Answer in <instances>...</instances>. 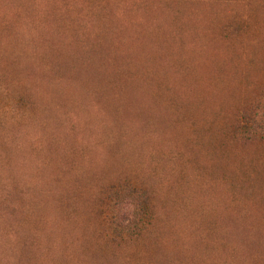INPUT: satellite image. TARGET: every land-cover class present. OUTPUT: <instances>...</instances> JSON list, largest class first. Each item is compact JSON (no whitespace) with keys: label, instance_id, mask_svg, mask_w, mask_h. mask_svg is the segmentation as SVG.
Listing matches in <instances>:
<instances>
[{"label":"trees","instance_id":"trees-1","mask_svg":"<svg viewBox=\"0 0 264 264\" xmlns=\"http://www.w3.org/2000/svg\"><path fill=\"white\" fill-rule=\"evenodd\" d=\"M73 1L68 0L69 5L60 10L56 2L47 0L46 9L42 11V14L38 13L40 31L38 38H40L41 44L38 45L40 46L39 51L41 49L48 54V57L41 59L44 64L40 67L41 73H44L45 76L47 73L50 74L53 81L49 82L58 84L52 98L47 96L46 88L41 91L37 90L36 80L40 76V71H34L32 64L25 65V67L20 65V61L26 59L28 51L18 47L16 41L8 42V38L16 36L17 30L14 25L11 24V26L6 27V24V32L2 26L5 22L0 17V24L2 23V27H0L5 31L0 29V32L2 31V35L0 34V47L2 46L0 48V166L2 163L10 164L7 152L10 149V144L20 138L18 133L21 124L24 122H28L33 127L39 126L40 130L42 128L41 135L43 137L42 142L39 143L41 148L36 146L35 150L30 149L31 152L39 155L41 149L44 150L43 153L55 165V175L51 178L52 181L47 188L38 185L39 181L33 177L31 168L27 169L29 171L26 176L28 182L26 194L36 193L33 199L39 197V200L35 203H29L26 212L20 210L23 217L18 213L9 212L10 224H2L4 232H0V240L3 242H0V264H264V0H126L128 4H125L126 6L119 12L118 8L113 12H108V9L115 5L113 4L115 0H104L103 3L89 0L91 3L83 8L74 7V5L71 7ZM213 5L214 7H212ZM180 8L183 9L180 11ZM66 9L70 10L67 11ZM75 10L77 11L75 12ZM151 11L152 13H150ZM28 12L31 14L34 10H28ZM159 14L161 15L159 16ZM195 14L197 15L194 16ZM69 17L71 18L69 19ZM150 22L151 24H149ZM152 23L156 25L154 26ZM180 24L184 26L182 27ZM173 25L174 28H172ZM186 25L188 26L186 27ZM134 27H138V30ZM182 28H186V30H182ZM165 30L166 32H164ZM159 31L163 34L161 32V35L158 34ZM12 32L14 33L12 34ZM91 32L93 33L90 34ZM4 33L7 35L4 36ZM79 33H86V35ZM83 36L85 37L83 38ZM140 38L141 40H139ZM4 42L6 43L4 44ZM188 42H191L192 46ZM143 44L147 45L146 48ZM184 45L187 48L186 46L184 48ZM202 46L206 49H203ZM104 47L107 49H103ZM150 47L152 48L150 49ZM53 48L56 50L54 51ZM140 48L142 49L139 50ZM208 50L210 52L215 51L216 55L214 52L209 53ZM194 51L195 53H193ZM89 52L91 53L89 54ZM85 53L87 54L85 55ZM133 53H136L137 56ZM200 53L206 55L201 56ZM4 54L7 56L4 57ZM91 54L93 55L91 56ZM116 54L117 56L122 55L117 57ZM193 54L194 56H192ZM208 54L211 58L215 56L216 59L212 58L213 61L210 62ZM57 56L59 57L56 58ZM123 56L125 57L123 58ZM101 57L102 60H100ZM131 57L134 59L132 60ZM97 58L98 63H96ZM187 58L189 62L192 61L189 63ZM237 58L238 60H236ZM10 59L14 60L13 63L9 62ZM204 59L207 61L204 62ZM222 60L225 63H222ZM90 62L92 64L94 62L93 66L90 65ZM96 64L98 65L96 66ZM185 65L186 67H184ZM17 66L22 68L19 69ZM90 66L92 67L91 70ZM213 66L216 71H214ZM78 68L80 70L77 74ZM122 68L123 71H121ZM161 68L166 72L165 74L161 72ZM83 69H86L85 72ZM157 69L159 74L156 73ZM184 69L188 70L187 74ZM61 70L63 73H59ZM114 71L115 73H113ZM194 71L197 72L194 73ZM108 72H110L109 76ZM151 72L153 74H150ZM233 72L235 73L233 74ZM64 73L65 75H60ZM125 73L127 78H123V76L126 77ZM170 73L172 74L171 77ZM209 73L211 76L207 75ZM30 74L32 75L30 76ZM148 74L153 76L149 77ZM138 75L141 77H137ZM160 75L163 78L166 75L164 78L166 80L163 79V81L162 77L157 78ZM25 76L30 77L32 84H29V80H27L25 83L27 85L22 86V88L21 84L15 85V83H21L20 78L24 80ZM73 76L76 78L73 79ZM117 76L120 81H118ZM172 76L176 77L173 78ZM64 77L67 81L64 80ZM5 78L10 81L5 82L3 80ZM60 78L62 80H57ZM138 78L140 82H137ZM170 78H173L171 79L173 84ZM105 79H108V82ZM125 79L128 80L125 82ZM141 79H145L143 80L145 82ZM205 79L206 81H204ZM89 80L90 83L93 81V85L89 83ZM197 80L198 82H196ZM59 81H65V83L63 82L65 86L63 83V86L60 85ZM113 81L114 88L111 85ZM159 81L164 84L163 87ZM148 82L152 83V86ZM119 83H126L127 85H119ZM145 83L150 85L149 89H147L149 85H145ZM133 86H136L137 90ZM168 86H170V90ZM172 86H177V88ZM201 86L202 88H200ZM120 87L125 89L124 94L122 93L123 89L121 94L119 93ZM125 87L129 88L126 90ZM152 87L153 89H151ZM216 88L218 89L216 90ZM29 89L34 93H30ZM69 89H72L71 92ZM104 90L114 92H103ZM166 91L168 92L166 93ZM97 92L98 96L96 95ZM115 92L117 93L114 94ZM191 92L192 94H190ZM105 93L106 96L108 94L107 98H105ZM75 94L77 96H74ZM130 94L131 96H129ZM138 94H140L139 97L142 96L139 98ZM100 95L102 102L99 101ZM123 96L125 97L124 101ZM154 96L157 97L154 98L156 102L153 100ZM160 96L161 99L163 97L162 101L158 99ZM168 96H170L169 99ZM98 97L100 98L97 99ZM119 99L123 102H119ZM110 100L113 103H110ZM116 101L117 104H115ZM29 102L31 104L33 102V106ZM62 103L61 109H67L68 112V109H72L70 105L75 106L73 110H77L74 113L79 112L80 116L85 117V119L76 117L74 120V118H69L66 124L54 120L48 114V109L51 108L52 110ZM150 103L151 105H149ZM120 104L124 105L122 109ZM176 105H179L178 109ZM83 106L87 108L88 113ZM216 107L219 110H215ZM94 108L98 111L93 110ZM128 108L130 110H127ZM211 108L213 109L208 111ZM99 109H101L100 112ZM103 109L105 110L103 111ZM133 110L135 111L131 112ZM136 110L141 112L140 115ZM125 111L128 114H124ZM121 112L124 115H121ZM45 113H47V118L42 117ZM95 114L97 115L95 116ZM149 114L151 115L149 116ZM102 115H104V119L101 117ZM115 116L117 117L115 118ZM126 116L128 117L126 118ZM61 117L57 119H62ZM162 119L163 121H161ZM159 120L160 122H158ZM20 122L22 123L20 124ZM134 125H137L136 129ZM186 128H190L189 131L188 129L185 131ZM71 131L75 133L80 131L84 136H73L72 138L71 135H68ZM110 136L112 137L109 138ZM80 139L82 141L78 143L77 141ZM157 139L158 141H156ZM145 143L147 144L145 145ZM160 143L161 145H159ZM65 149L66 151H63ZM225 157L228 161L224 159ZM13 178L8 176L2 180L15 182L14 185L12 183L6 185V192L14 186L10 190L13 193L12 196L7 194L9 201L16 194L21 196L20 191H22L20 179L18 181L16 177V181H13ZM30 186H34V188L31 189ZM40 190L41 192H39ZM50 198H52L53 207L50 206L49 202L43 204ZM30 205H34L31 211L28 209ZM36 207L37 210L34 209ZM12 208L16 209V207ZM36 211L37 213L34 214ZM50 218L52 224H48L51 223ZM30 227L33 229L31 230ZM8 241L10 242L8 243ZM52 246L54 247L52 248ZM8 251L10 254L7 255Z\"/></svg>","mask_w":264,"mask_h":264},{"label":"rangeland","instance_id":"rangeland-1","mask_svg":"<svg viewBox=\"0 0 264 264\" xmlns=\"http://www.w3.org/2000/svg\"><path fill=\"white\" fill-rule=\"evenodd\" d=\"M32 1L34 2V4H33ZM51 2H56L59 5V9L60 10H63L66 7V5L68 4V0H51ZM93 2L103 3L105 1L104 0H93ZM90 3L91 2L89 0H74L73 1V4H71V7H73V5H74V7H79V8L81 7V8H83L85 6H88ZM18 4H19V6H18ZM46 4H47V0H36V1H34V0H0V5H1V7H0V15L3 18V20H5V23L6 22L7 23L10 22V26H11V24L14 22L13 20L15 19V24L13 23L12 25H14L16 27L17 34H16V36H13V37L8 38L7 39L8 42H10V41H16L17 40L16 41V45L18 47H20L22 50H23L22 46L24 44L27 46V47H25V45L23 46L24 47V51H28V53H27V56L28 57H26L27 60L26 59L25 60H22L21 61L22 63L20 65L21 66H25L27 64H32L33 68L34 69L36 68L37 71H40V72H41L40 67L43 64V62L41 61V59L48 57V54L47 53L46 54H43L45 52L43 50H41V49L39 51L40 46H38V45L40 44V38L37 37V36H39L38 33L40 32L39 31V27H38L39 26L38 25V23H39L38 22V20H39L38 13H41L42 14V11L44 9H46ZM113 4H115V5H113L110 9H108V12H113L117 8H118V12H119V10H121L123 7H125L126 6L125 4H128V3H127L126 0H115V1H113ZM29 5H30V7H27ZM32 6H33V8H32ZM29 8L31 10H34V13H31L30 14L29 13L30 11L28 12V10H30ZM16 10L19 11V12H17ZM21 10H23V11H21ZM20 12H21V14H19ZM13 13H14V15L12 16ZM8 15H9V17H8ZM10 16H11V18H10ZM16 22H17V24H16ZM6 24H4V25H6ZM36 24H37V26H35ZM32 27H34V29ZM23 30H24V32H23ZM36 31H37V33H35ZM30 32H32V33H30ZM19 33H21V34H19ZM4 36H6V34ZM24 39H26V41ZM21 40H22V43H23V40L25 42H27V41L28 42L27 43L24 42L22 44L21 43ZM17 42H18V44H17ZM30 44H31V46H30ZM30 48L32 50H28ZM34 53H36V54H34ZM34 56H36V57H34ZM30 57H31V59H30ZM10 61H11V59H10ZM13 61L14 60L12 59L11 62H13ZM29 61H30V63H29ZM18 68L20 69L22 67H18ZM16 70H17V68H16ZM29 78L30 77H28V76H25V79L24 80L20 78V80H21V88H22V86L27 85V84H25L27 82V80H29V84H32V82L30 81ZM50 80L53 81V79H52V77H51L50 74L47 73V75L44 76V73L43 74L40 73V76L37 77V80H36V86H37V90L39 88L40 91L43 88H47V91L50 89L48 91V94L47 95H49L48 96L49 98H50V96L52 98V96L55 95L54 90L57 88L56 86H58V84L57 83H50L49 82ZM4 81L6 82V81H10V80L4 79ZM15 85H20V82L17 83V84L15 83ZM58 105H59V108H58V106H56L52 110L51 109H48V114L54 120L56 119L58 122H60V121H62L65 118L62 122H64L66 124L69 121V118H74V120H75L76 117L79 118V119H81V118L82 119H85V117L80 116V113L79 112H76L75 114H72V112L74 110H77V109H74L73 110V107L71 105L70 106L72 108L71 109L72 111L70 109H68V112H67V109H64L63 110V109L60 108V105L61 104H58ZM55 111H57V112H55ZM60 116H62L63 118L62 119H57ZM42 117L47 118V113H45ZM41 131L42 130H40L38 127H33V126L29 125L28 122H24L23 124H21V128H20V131L18 133L19 136H20V138L16 139L13 143H11L13 146H11V144H10L11 147H10L9 151L7 152L8 155H9V158H10L9 159L10 164H6L5 165L4 163H2L1 166H0V232H4L3 225L10 224V222H9L10 217L8 216V214H9L10 211H12L13 213H18V214H20V210H21V212H22V210H24V212H26L27 211V206L29 205V203H34V202H36V201L39 200L38 197L35 198V199H33L36 196V193H31V194H28L27 193L26 194L27 178H26V175L25 174H27V172L29 171L27 169L32 168V169H30V171L32 172L33 177L34 178L36 177L38 179V181H39V185L44 186V187H47L48 186V184L52 181L51 178L54 177V175H55L54 174V167H55V165L53 163H51V160L49 159V157H47L46 155H44L42 149H41V153L39 155H34L32 152H30L31 151L30 149H35L36 146L37 147H40L39 146V143L41 142V139L43 137V135H41ZM68 135H71L72 138H73V136H80V135H83V133L80 132V131H77L76 133H74V132L71 131V133H69ZM81 141H82V139H80L77 142L80 143ZM22 145H23V147H22ZM21 151H22V153H21ZM37 157H40L41 159L40 158H37ZM39 161H40V163H39ZM30 165H32V166H30ZM44 174H46V175H44ZM20 175H22L21 178L19 177ZM8 176H9V178L14 177L13 178V181H16V179H15V176H16L18 181L20 179V181H19L20 182V185L22 184V191H20L21 192V196H17V194H16L14 197H11L10 201L7 198V194H10L12 196L13 193H11L10 190L13 189L14 186L8 192H6V188H7V186H8L9 183H12L14 185L15 182L2 181V180H4V178H6ZM36 183L38 184V182H36ZM41 186H40V188H41ZM30 187H31V189L34 188V186H30ZM44 202H45V203H43L44 205L49 202V204H50L51 207L54 206L53 203H52V198L47 199V201H44ZM12 207H16L17 209H13ZM32 207H34V205H30L28 207V209L31 211L32 210ZM35 210H37V207L35 208ZM6 213H7V215H5ZM20 215L22 216V213ZM50 220H51V218H50ZM52 223L53 222L51 220V223H48V224H52ZM9 242L10 241H8V243Z\"/></svg>","mask_w":264,"mask_h":264},{"label":"bare ground","instance_id":"bare-ground-1","mask_svg":"<svg viewBox=\"0 0 264 264\" xmlns=\"http://www.w3.org/2000/svg\"><path fill=\"white\" fill-rule=\"evenodd\" d=\"M34 1H36V0H34ZM171 1H172V0H171ZM217 1H218V0H217ZM14 2H15V1H14ZM27 2H28V1H27ZM32 2H33V1H32ZM40 2H41V1H40ZM199 2H200V1H199ZM5 3H6V2H5ZM12 3H13V2H12ZM15 3H16V2H15ZM15 3H14V4H15ZM41 3H42V2H41ZM64 3H65V2H64ZM23 4H24V3H23ZM25 4H26V3H25ZM33 4H34V2H33ZM72 4H73V3H72ZM211 4H212V3H211ZM211 4H210V5H211ZM1 5H2V4H1ZM6 5H7V4H6ZM27 5H28V4H27ZM56 5H57V4H56ZM68 5H69V4H67V6H68ZM176 5H177V3L175 4V6H176ZM197 5H198V3H197ZM197 5H196V6H197ZM18 6H19V4H18ZM34 6H35V5H34ZM53 6H54V4H53ZM58 6H59V5H58ZM175 6H174V7H175ZM180 6H181V5H180ZM25 7H26V6H25ZM27 7H30V5L27 6ZM44 7H45V6H44ZM69 7H70V6H69ZM169 7H170V6H169ZM212 7H214V5H213ZM23 8H24V7H23ZM32 8H33V6H32ZM65 8H66V7H65ZM204 8H205V7H204ZM29 9H30V8H29ZM54 9H55V8H54ZM171 9H173V8H171ZM182 9H183V8H182ZM182 9L180 8L179 10L181 11ZM192 9H193V8H192ZM13 10H14V9H13ZM30 10H31V9H30ZM48 10H49V9H48ZM66 10H67V9H66ZM69 10H70V9H69ZM69 10H67V11H69ZM169 10H170V9H169ZM200 10H201V9H200ZM16 11H17V10H16ZM21 11H23V10H21ZM76 11H77V10H75V12H76ZM146 11H148V10H146ZM209 11H210V10H209ZM17 12H19V11H17ZM17 12H16V13H17ZM158 12H160V11H158ZM175 12H176V11H175ZM191 12H192V11H191ZM214 12H215V11H214ZM33 13H34V12H33ZM36 13H37V12H36ZM64 13H65V12H64ZM81 13H82V12H81ZM81 13H80V14H81ZM150 13H152V11H151ZM150 13H148V14H150ZM153 13H154V12H153ZM166 13H167V12H166ZM219 13H220V12H219ZM7 14H8V13H7ZM19 14H21V12H20ZM172 14L174 15V13H172ZM180 14H181V13H180ZM188 14H189V13H188ZM217 14H218V13H217ZM13 15H14V13L12 14V16H13ZM32 15H33V14H32ZM143 15H144V14H143ZM160 15H161V14H159V16H160ZM165 15H166V14H165ZM192 15H193V14H192ZM192 15H191V16H192ZM196 15H197V14H195L194 16H196ZM199 15H200V13H199ZM205 15H206V14H205ZM208 15H209V14H208ZM20 16H21V15H20ZM66 16H67V15H66ZM75 16H76V13H75ZM75 16H74V17H75ZM77 16H78V14H77ZM82 16H83V14H82ZM141 16H142V15H141ZM145 16H146V15H145ZM171 16H172V15H171ZM175 16H176V15H175ZM179 16H180V15H179ZM185 16H186V15H185ZM185 16H184V17H185ZM217 16H218V15H217ZM0 17H1V15H0ZM8 17H9V15H8ZM8 17H7V18H8ZM22 17H23V16H22ZM24 17H25V16H24ZM59 17H60V16H59ZM142 17H143V16H142ZM162 17H163V16H162ZM176 17H177V16H176ZM187 17H189V16H187ZM187 17H186V18H187ZM197 17H198V16H197ZM10 18H11V16H10ZM17 18H18V17H17ZM62 18H63V17H62ZM70 18H71V17H69V19H70ZM84 18H85V17H84ZM146 18H147V17H146ZM149 18H150V17H149ZM149 18H148V19H149ZM156 18H157V16H156ZM156 18H155V20L157 21ZM182 18H183V17H182ZM37 19H38V18H37ZM45 19H46V17L44 18V20H45ZM48 19H49V18H48ZM56 19H57V18H56ZM167 19H169V18H167ZM178 19H179V18H178ZM191 19H192V18H191ZM191 19H190V20H191ZM197 19H198V18H197ZM7 20H8V19H7ZM16 20H17V19H16ZM58 20H59V18H58ZM58 20H57V21H58ZM144 20H145V19H144ZM184 20H186V19H184ZM188 20H189V18H188ZM13 21H14V22H13ZM13 21H12V22L15 24V19H14ZM20 21H21V20H20ZM22 21H23V20H22ZM41 21H43V20H41ZM85 21H86V20H85ZM85 21H84V22H85ZM156 21H155V22H156ZM174 21H176V20H174ZM191 21H192V20H191ZM2 22H3V21H2ZM4 22H5V20H4ZM25 22H26V21H25ZM27 22H28V21H27ZM38 22H39V20H38ZM67 22H69V21H67ZM67 22H66V23H67ZM133 22H134V21H133ZM138 22H140V21H138ZM145 22H146V20H145ZM145 22L143 21V24H144ZM152 22H153V21H152ZM167 22H168V20H167ZM214 22H215V21H214ZM6 23H7V22H6ZM6 23H5V24H6ZM13 23H12V24H13ZM35 23H36V22H35ZM78 23H79V22H78ZM100 23H101V22H100ZM100 23H99V24H100ZM157 23H158V22H157ZM161 23H162V22H161ZM169 23H170V25H172L171 22H169ZM172 23H173V22H172ZM174 23H175V22H174ZM180 23H182V22H180ZM7 24L10 25L9 22H8ZM16 24H17V23H16ZM70 24H71V23H70ZM73 24H74V23H73ZM95 24H96V22H95ZM141 24H142V22H141ZM149 24H151V22H150ZM149 24H148V25H149ZM152 24H154V23H152ZM164 24H166V23H164ZM176 24H177V23H176ZM187 24H188V23H187ZM189 24H190V23H189ZM208 24H209V23H208ZM1 25H2V23L0 24V26H1ZM8 25H6V27H7ZM79 25L81 26V23H80ZM87 25H88V24H87ZM129 25H130V24H129ZM155 25H156V24H154V26H155ZM160 25H161V24H160ZM160 25H159V26H160ZM166 25H167V24H166ZM180 25L182 26V24H180ZM194 25H195V23H194ZM201 25H202V24H201ZM2 26H4L3 28H4V30L6 31L7 29H5V25H2ZM2 26H1V27H2ZM35 26H37V24H36ZM82 26H83V24H82ZM91 26H92V23H91ZM138 26H139V24H138ZM143 26H144V25H143ZM143 26H142V27H143ZM149 26H150V25H149ZM162 26H164V25H162ZM168 26H169V24H168ZM168 26H167V27H168ZM183 26H184V25H183ZM183 26H182V27H183ZM187 26H188V25H186V27H187ZM1 27H0V29H2ZM38 27H39V26H38ZM40 27H41V26H40ZM60 27H61V26H60ZM60 27H59V28H60ZM139 27H140V26H139ZM147 27H148V26H147ZM195 27H196V26H195ZM204 27H205V26H204ZM206 27H207V26H206ZM14 28H15V27H14ZM24 28H25V27H24ZM28 28H29V27H28ZM32 28L34 29V27H32ZM55 28H57V27H55ZM69 28H70V27H69ZM84 28H85V27H84ZM90 28H91V27H90ZM135 28H136V27H134V29H135ZM137 28H138V27H137ZM137 28H136V29H137ZM140 28H141V27H140ZM140 28H139V30H140ZM161 28H162V27H161ZM168 28H169V27H168ZM172 28H174V25H173ZM179 28H180V27H179ZM188 28H189V27H188ZM8 29H9V27H8ZM46 29H47V28H46ZM72 29H73V27H72ZM95 29H96V28H95ZM126 29H127V28H126ZM149 29H150V28H149ZM157 29H159V28H157ZM162 29H163V28H162ZM165 29H166V28H165ZM184 29L186 30V28H184ZM184 29L182 28V30H184ZM192 29H193V28H192ZM203 29H204V28H203ZM203 29H202V30H203ZM2 30H3V29H2ZM4 30H3V32H5ZM42 30H43V29H42ZM129 30H130V28H129ZM137 30H138V29H137ZM153 30H154V29H153ZM160 30H161V29H160ZM168 30H169V29H168ZM190 30H191V29H190ZM8 31H9V30H8ZM11 31H13V30H11ZM75 31H77L76 28H75ZM82 31L84 32V30H82ZM82 31H81V32H82ZM90 31H91V30H90ZM90 31H89V32H90ZM116 31H117V30H116ZM145 31H146V30H145ZM157 31H158V30H157ZM204 31H206V30H204ZM204 31H203V32H204ZM1 32H2V31H1ZM1 32H0V34H1ZM6 32H7V31H6ZM23 32H24V30H23ZM57 32H59V31L57 30ZM57 32H56V34H57ZM85 32H86V31H85ZM89 32H88V33H89ZM160 32H161V31H159L158 34H160ZM164 32H166V30H165ZM168 32H170V31H168ZM168 32H167V34H169ZM189 32H190V31H189ZM13 33H14V32H12V34H13ZM25 33H26V32H25ZM28 33H29V32H28ZM30 33H32V32H30ZM35 33H37V31H36ZM69 33H70V32H69ZM92 33H93V32H91L90 34H92ZM161 33H162V32H161ZM171 33H172V32H171ZM177 33H178V32H177ZM207 33H208V32H207ZM207 33H206V34H207ZM210 33H211V32H210ZM210 33H209V35H210ZM212 33H213V31H212ZM263 33H264V32H263ZM5 34H6V33H4V35H5ZM19 34H21V33H19ZM79 34H81V33H79ZM79 34H78V36H79ZM82 34H83V35H86V33H85V34L82 33ZM82 34H81V35H82ZM94 34H95V33H94ZM131 34H133V33H131ZM148 34H149V32H148ZM148 34H147V35H148ZM153 34H154V33H153ZM162 34H163V33H162ZM167 34H166V35H167ZM172 34H174V33H172ZM187 34H188V30H187ZM204 34H205V33H204ZM204 34H203V35H204ZM206 34H205V35H206ZM1 35H2V34H1ZM6 35H7V34H6ZM49 35H50V34H49ZM62 35H63V34H62ZM73 35H75V34H73ZM113 35H114V34H113ZM151 35H152V34H151ZM160 35H161V34H160ZM31 36H32V35H31ZM69 36H70V35H69ZM78 36H77V38H78ZM128 36H129V34H128ZM128 36H127V37H128ZM130 36H131V35H130ZM136 36H137V35H136ZM143 36H144V35H143ZM145 36H146V35H145ZM163 36H164V35H163ZM163 36H162V38H163ZM172 36H173V35H172ZM184 36H185V33H184ZM200 36H201V35H200ZM26 37H27V36H26ZM26 37H25V38H26ZM37 37H40V36H37ZM59 37H60V36H59ZM64 37H65V36H64ZM67 37H68V36H67ZM67 37H66V38H67ZM84 37H85V36H83V38H84ZM89 37H90V36H89ZM153 37H154V36H153ZM167 37H168V36H167ZM170 37H171V36H170ZM187 37H188V36H187ZM187 37H186V39L188 40ZM190 37H191V36H190ZM19 38H20V37H19ZM74 38H75V37H74ZM100 38H101V37H100ZM178 38H179V37H178ZM180 38H181V37H180ZM209 38H210V37H209ZM212 38H213V37H212ZM258 38H259V37H258ZM258 38H257V39H258ZM260 38H261V37H260ZM5 39H6V38H5ZM28 39H29V38H28ZM46 39H47V38H46ZM88 39H89V38H88ZM103 39H104V37H103ZM123 39H124V38H123ZM126 39H127V38H126ZM174 39H175V38H174ZM182 39H183V38H182ZM182 39H181V40H182ZM206 39H207V38H206ZM206 39H205V40H206ZM248 39H249V38H248ZM12 40H13V39H12ZM24 40L26 41V39H24ZM24 40H23V43L25 42ZM43 40H44V39H43ZM43 40H42V41H43ZM57 40H58V39H57ZM62 40H63V38H62ZM62 40H61V41H62ZM73 40H74V39H73ZM99 40H100V39H99ZM139 40H141V38H140ZM142 40H143V39H142ZM165 40H167V39L165 38ZM172 40H173V39H172ZM181 40H180V41H181ZM183 40H185V39H183ZM16 41H17V40H16ZM64 41H65V40H64ZM71 41H72V40H71ZM71 41H70V42H71ZM127 41H128V40H127ZM134 41H135V40H134ZM169 41H170V40H169ZM180 41H179V42H180ZM209 41H210V40H209ZM249 41H250V39H249ZM27 42H28V41H27ZM27 42H25V43H27ZM29 42H30V41H29ZM73 42H74V41H73ZM76 42H77V41H76ZM83 42H84V41L82 40V43H83ZM131 42H132V41H131ZM131 42H130V43H131ZM141 42H142V41H141ZM165 42H166V41H165ZM175 42H176V41H175ZM206 42H207V41H206ZM262 42H263V41H262ZM5 43H6V42H4V44H5ZM21 43H22V40H21ZM23 43H22V44H23ZM46 43H47V41H46ZM58 43H59V42H58ZM86 43H87V42H86ZM86 43H85V45H86ZM98 43H99V42H98ZM144 43H146V42H144ZM170 43H171V41H170ZM185 43L187 44V42H185ZM188 43H189L190 46H192V45H191V42H188ZM204 43H205V42H204ZM212 43H214V42L212 41ZM215 43H216V41H215ZM249 43H250V42H249ZM249 43H247V44H249ZM17 44H18V42H17ZM22 44H21V45H22ZM56 44H57V43H56ZM56 44H54V45H56ZM65 44H66V43H65ZM68 44H69V43H68ZM77 44H78V43H77ZM87 44H88V43H87ZM90 44H91V43H90ZM104 44H105V43H104ZM104 44H103V45H104ZM106 44H108V43H106ZM113 44H114V42H113ZM124 44L126 45V43H124ZM146 44H147V43H146ZM167 44H168V43H167ZM178 44H179V43H178ZM200 44H201V43H200ZM208 44H209V43H208ZM208 44H207V45H208ZM251 44H252V43H251ZM255 44H256V42H255ZM24 45H25V44H24ZM24 45H23V46H24ZM39 45H40V44H39ZM50 45H51V44H50ZM50 45H49V46H50ZM58 45H59V44H58ZM118 45H119V43H118ZM187 45H188V44H187ZM202 45H203V43H202ZM207 45H206V46H207ZM212 45H214V44H212ZM216 45H218V44H216ZM220 45H222V44H220ZM226 45H227V44H226ZM3 46H4V45H3ZM5 46H6V45H5ZM23 46H22V48H23V50H24V47H23ZM30 46H31V44H30ZM46 46H47V45H46ZM88 46H90V45H88ZM96 46H97V44H96ZM112 46H113V45H112ZM129 46H130V45H129ZM143 46H145V45L143 44ZM146 46H147V45H146ZM146 46H145V48H146ZM166 46H167V45H166ZM168 46H169V44H168ZM181 46H182V45H181ZM181 46H180V47H181ZM185 46H186V45H184V48H185ZM208 46H209V45H208ZM1 47H2V46H1ZM1 47H0V48H1ZM25 47H27V46L25 45ZM41 47H42V46H41ZM52 47H54V46H52ZM60 47H61V45H60ZM86 47H87V45H86ZM86 47H85V48H86ZM121 47H122V46H121ZM127 47H128V46H127ZM171 47H172V46H171ZM171 47H170V48H171ZM175 47H176V45H175ZM182 47H183V46H182ZM198 47H199V46H198ZM202 47H203V49L205 48L204 46H202ZM31 48H32V47H31ZM31 48L28 49V50H32ZM37 48H38V47H37ZM37 48H36V49H37ZM56 48H57V47H56ZM56 48H53V50L55 51ZM72 48H73V47H72ZM83 48H84V46H83ZM96 48H99V47H96ZM111 48H112V47H111ZM111 48H110V49H111ZM135 48H136V47H135ZM135 48H134V49H135ZM138 48H139V47H138ZM148 48H149V47H148ZM148 48H147V49H148ZM151 48H152V47H150V49H151ZM186 48H187V46H186ZM189 48H190V50H191V47H189ZM195 48H196V47H195ZM208 48H209V47H208ZM211 48H212V47H211ZM242 48H243V47H242ZM257 48H258V47H257ZM259 48H260V46H259ZM15 49H16V48H15ZM59 49H60V48H59ZM59 49H58V50H59ZM64 49H66V48H64ZM87 49H88V48H87ZM103 49H107V48L104 47ZM134 49H133V50H134ZM141 49H142V48H140L139 50H141ZM143 49H144V48H143ZM150 49H149V50H150ZM205 49H206V48H205ZM209 49H210V48H209ZM213 49H214V48H213ZM232 49H233V48H232ZM232 49H231V50H232ZM3 50H4V49H3ZM48 50H49V49H48ZM79 50H81V49H79ZM93 50H95V48H93ZM131 50H132V47H131ZM136 50H137V49H136ZM136 50H135V51H136ZM139 50H138V51H139ZM149 50H148V51H149ZM169 50L171 51V49H169ZM174 50H175V48H174ZM174 50H173V51H174ZM177 50H178V49H177ZM184 50H185V49H184ZM190 50H189V53H190ZM192 50H193V48H192ZM196 50H197V49H195V51H196ZM201 50H202V49H201ZM219 50H220V49H219ZM11 51H12V50H11ZM11 51H10V52H11ZM13 51H14V48H13ZM85 51H86V50H85ZM88 51H89V49H88ZM97 51H98V49H97ZM119 51H120V50H119ZM126 51H127V50H126ZM126 51H125V52H126ZM181 51L184 53V51H183L182 49H181ZM195 51H194L193 53H195ZM208 51H209V53L214 52V55H216V54H215V51H213V50H212L211 52H210V50H208ZM228 51H229V49H228ZM252 51H253V50H252ZM20 52L23 53L22 51H20ZM30 52H31V51H30ZM48 52H49V51H48ZM52 52H53V51H52ZM59 52H60V51H59ZM63 52H64V51H63ZM76 52H77V51H76ZM98 52H99V51H98ZM100 52H102V51H100ZM115 52H117V51L115 50ZM129 52H130V51H128V53H129ZM139 52H140V51H139ZM162 52H163V51H162ZM179 52H180V50L178 51V53H179ZM196 52H197V51H196ZM203 52H204V50H203ZM206 52H207V50H206ZM221 52H222V51H221ZM14 53H15V52H14ZM14 53H13V54H14ZM16 53H17V52H16ZM50 53H51V52H50ZM74 53H75V52H74ZM82 53H83V52H82ZM90 53H91V52H89V54H90ZM93 53H94V52H93ZM136 53H137V52H136ZM136 53H133V54L136 55ZM141 53H142V52H141ZM185 53H187V52L185 51ZM224 53H225V52H224ZM1 54H3V52H1ZM31 54H32V53H31ZM34 54H36V53H34ZM43 54H46V53H43ZM65 54H66V53H65ZM86 54H87V53H85V55H86ZM113 54H114V53H113ZM125 54H126V53H125ZM167 54H168V52H167ZM180 54H181V53H180ZM200 54H201V53H200ZM204 54H205V53L201 54V56L204 55ZM263 54H264V53H263ZM4 55H5V54H4ZM11 55H12V54H11ZM51 55H52V54H51ZM68 55H69V54H68ZM74 55H75V54H74ZM78 55H79V54H78ZM81 55H82V54H81ZM92 55H93V54H91V56H92ZM107 55H108V54H107ZM114 55H115V54H114ZM114 55H113V56H114ZM121 55H122V54H121ZM121 55H120V56H121ZM130 55H131V52H130ZM130 55H128V56L130 57ZM135 55H134V56H135ZM138 55H139V54H138ZM185 55H186V54H185ZM205 55H206V54H205ZM205 55H204V56H205ZM208 55H209V54H208ZM212 55H213V53H212ZM219 55H220V54H219ZM255 55H256V54H255ZM6 56H7V54H6L4 57H6ZM8 56H9V55H8ZM15 56H16V54H15ZM53 56H54V53H53ZM91 56H90V57H91ZM96 56H97V55H96ZM99 56H100V55H99ZM110 56H111V54H110ZM113 56H112V57H113ZM116 56H117V54H116ZM116 56H115V57H116ZM118 56H119V55H118ZM118 56H117V57H118ZM120 56H119V57H120ZM131 56H132V55H131ZM136 56H137V55H136ZM136 56H135V57H136ZM166 56H167V55H166ZM177 56H178V55H177ZM180 56H181V55H180ZM187 56H189V55L187 54ZM192 56H194V54H193ZM196 56H198V55H196ZM249 56H250V55H249ZM4 57H3V58H4ZM11 57H12V56H11ZM27 57H28V56H27ZM31 57H32V56H31ZM31 57H30V59H31ZM34 57H36V56H34ZM44 57H45V56H44ZM58 57H59V56H57L56 58H58ZM61 57H62V55H61ZM63 57H64V56H63ZM75 57H76V55H75ZM75 57H74V59H75ZM93 57H94V56H93ZM103 57H105V55H103ZM115 57H114V58H115ZM124 57H125V56H123V58H124ZM126 57H127V56H126ZM132 57H133V56H132ZM132 57H131V58H132ZM157 57H158V56H157ZM171 57H172V55H171ZM183 57H184V55H183ZM199 57H200V56H199ZM214 57H215V56H213L212 58H214ZM217 57H218V56H217ZM230 57H232V56H230ZM239 57H240V55H239ZM13 58H15V57H13ZM41 58H42V57H41ZM76 58H77V57H76ZM86 58H87V57H86ZM106 58H107V57H106ZM161 58H162V57H161ZM202 58H204V57H202ZM212 58H211L210 55H209L210 62H211ZM8 59H9V57H8ZM22 59H23V57H22ZM30 59H29V60H30ZM37 59H38V58H37ZM43 59H44V58H43ZM74 59H73V60H74ZM80 59H81V58H80ZM91 59H92V58H91ZM118 59H119V58H118ZM120 59H121V58H120ZM133 59H134V58H132V60H133ZM156 59H157V58H156ZM192 59H193V58H192ZM194 59H195V57H194ZM194 59H193V60H194ZM199 59H200V58H199ZM209 59H208V61H209ZM214 59H216V58H214ZM226 59H227V58H226ZM241 59H243V58H241ZM26 60H27V59H26ZM67 60H68V59H67ZM85 60H86V59H85ZM96 60H97L96 63H98V58H97ZM100 60H102V57H101ZM108 60L110 61V59H108ZM126 60H127V59H126ZM135 60H136V59H135ZM184 60H185V59H184ZM197 60H198V59H197ZM205 60H206V59H204V62H205ZM236 60H238V58H237ZM246 60H247V59H246ZM7 61H8V60H7ZM11 61H12V59H11ZM11 61L9 60V62H11ZM54 61H56V60H54ZM54 61H53V62H54ZM70 61H71V60H70ZM82 61H83V60H82ZM104 61H105V60H104ZM114 61H116V60H114ZM145 61H146V60H145ZM145 61H143V62H145ZM185 61H186V60H185ZM187 61H188V58H187ZM191 61H192V60H191ZM191 61H190V62H191ZM201 61H203V60H201ZM206 61H207V60H206ZM212 61H213V60H212ZM216 61H217V60H216ZM261 61H262V60H261ZM4 62H5V61H4ZM20 62H21V61H20ZM58 62H59V61H58ZM68 62H69V61H68ZM85 62H88V61H85ZM85 62H84V63H85ZM91 62H92V61H91ZM91 62H90V63H91ZM94 62H95V59H94ZM94 62H93V64H94ZM188 62H189V61H188ZM190 62H189V63H190ZM196 62H197V61H196ZM196 62H195V64H196ZM223 62H224V60H222V63H223ZM241 62H242V61H241ZM258 62H259V61H258ZM7 63H8V62H7ZM12 63H13V62H12ZM21 63H22V62H21ZM29 63H30V61H29ZM49 63H50V62H49ZM54 63H55V62H54ZM71 63H72V62H71ZM73 63H74V62H73ZM77 63H78V62H77ZM99 63H100V62H99ZM109 63H110V62H109ZM121 63H122V62H121ZM124 63H125V62H124ZM141 63H142V61H141ZM145 63H146V62H145ZM224 63H225V62H224ZM234 63H235V62H234ZM263 63H264V62H263ZM8 64H9V63H8ZM51 64H53V63H51ZM93 64L91 63L90 65L93 66ZM106 64H108V63H106ZM106 64H105V65H106ZM146 64H147V63H146ZM183 64H184V63H183ZM185 64H186V63H185ZM192 64L194 65V63H192ZM207 64H208V63H207ZM209 64H211V63H209ZM212 64H213V63H212ZM217 64H218V63H217ZM236 64H237V63H236ZM248 64H249V63H248ZM12 65H13V64H12ZM27 65H28V64H27ZM48 65H49V64H48ZM61 65H62V64H61ZM65 65H66V64H65ZM88 65H89V64H88ZM97 65H98V64H96V66H97ZM102 65H103V63L101 64V67H102ZM112 65H114V64H112ZM122 65H123V64H122ZM130 65H131V64H130ZM144 65H145V64H144ZM148 65H149V64H148ZM200 65H203V64L200 63ZM204 65H206V63H204ZM213 65H214V64H213ZM215 65H216V64H215ZM227 65H228V64H227ZM230 65H231V64H230ZM262 65H263V64H262ZM43 66H44V64H43ZM45 66H46V65H45ZM53 66H54V64H53ZM55 66H56V64H55ZM63 66H64V64H63ZM77 66H78V65H77ZM82 66H84V65H82ZM91 66L89 67L90 70H91V68H92ZM99 66H100V65H99ZM115 66H116V65H115ZM118 66H119V65H118ZM120 66H121V65H120ZM224 66H226V65H224ZM13 67H14V65H13ZM17 67H18V66H17ZM23 67H25V66H23ZM58 67H59V66H58ZM68 67H69V66H68ZM101 67H100V68H101ZM104 67L107 68L106 66H104ZM104 67H103V68H104ZM108 67H109V66H108ZM123 67H124V66H123ZM139 67H140V66H139ZM184 67H186V65H185ZM189 67H190V65H189ZM192 67H193V66H192ZM194 67H196V66H194ZM208 67H210V66L208 65ZM233 67H234V66H233ZM6 68H7V67H6ZM27 68H28V67H27ZM29 68H30V67H29ZM51 68H52V65H51ZM96 68H97V67H96ZM103 68H102V69H103ZM113 68H114V67H113ZM202 68H203V67H202ZM213 68H214V71H216L214 66H213ZM0 69H1V68H0ZM35 69H36V68H35ZM35 69H34V71H35ZM54 69L56 70L57 68L55 67ZM58 69H59V68H58ZM60 69H61V68H60ZM60 69H59V70H60ZM72 69H73V67H72ZM117 69H118V68H117ZM133 69H134V68H133ZM141 69H142V68H141ZM188 69H189V68H188ZM191 69H192V68H191ZM218 69H219V68H218ZM233 69H234V68H233ZM238 69H239V68H238ZM15 70H16V69H15ZM62 70H63V69H62ZM62 70H61V72L59 71V73H63ZM68 70H70V69H68ZM73 70H74V69H73ZM77 70H78V71H76V73L78 74L80 68H78ZM83 70H84V72H85L86 69H83ZM95 70H96V69H95ZM106 70H107V69H106ZM109 70H110V69H109ZM112 70H113V69H112ZM112 70H111V71H112ZM115 70H116V69H115ZM129 70H130V69H129ZM184 70H185V69H184ZM184 70H183V71H184ZM235 70H236V69H235ZM251 70H252V69H251ZM21 71H22V69H21ZM36 71H37V69H36ZM66 71H67V68H66ZM66 71H64V72H66ZM111 71H110V72H111ZM121 71H123V68H122ZM121 71H119V72H121ZM144 71H145V70H144ZM144 71H142V72L145 73ZM185 71H186V70H185ZM185 71H184V72H185ZM214 71H213V72H214ZM262 71H263V70H262ZM262 71H261V72H262ZM32 72H33V71H32ZM68 72H69V71H68ZM74 72H75V71H74ZM87 72H88V70H87ZM96 72H98V71L96 70ZM101 72H102V71H101ZM101 72H100V73H101ZM110 72H108V76H109V73H110ZM134 72H135V71H134ZM161 72H164V74L166 73L164 70H162V68H161ZM187 72H188V70H187L185 73L187 74ZM195 72H197V71H194V73H195ZM199 72H200V71H199ZM219 72H220V71H219ZM219 72H218V73H219ZM237 72H238V71H237ZM240 72H242V71H240ZM246 72H247V71H246ZM23 73H24V71H23ZM40 73H41V72H40ZM56 73H57V72H56ZM59 73H58V74H59ZM100 73H99V75H100ZM105 73H106V72H105ZM113 73H115V71H114ZM123 73H124V72H123ZM123 73H122V74H123ZM126 73L130 74L129 72H126ZM126 73H125V75H126ZM131 73H132V72H131ZM154 73H155V72H154ZM156 73H158V69H157ZM159 73H160V72H159ZM159 73H158V74H159ZM185 73H184V74H185ZM190 73H193V72L190 71ZM211 73H212V71H211ZM234 73H235V72H233V74H234ZM24 74H25V73H24ZM66 74H67V72H66ZM83 74H84V73H83ZM86 74H87V73H86ZM106 74H107V73H106ZM111 74H112V73H111ZM122 74H121V75H122ZM133 74H134V73H133ZM150 74H153V73L151 72ZM158 74H157V75H158ZM164 74L162 73V76H163ZM200 74H201V73H200ZM230 74H231V73H230ZM243 74H244V73H243ZM249 74H250V73H249ZM31 75H32V74H30V76H31ZM60 75H65V73H64V74H60ZM79 75H80V74H79ZM97 75H98V74H97ZM119 75H120V74H119ZM130 75H132V74H130ZM135 75H136V74H135ZM135 75H133V76H135ZM140 75H141V74H140ZM140 75H138L137 77H139ZM145 75H146V74H145ZM145 75H144V76H145ZM148 75H149V74H148ZM154 75H155V74H154ZM167 75H168V74H167ZM171 75H172V74L170 73V77H171ZM202 75H203V74H202ZM207 75L211 76L210 73L207 74ZM212 75H213V73H212ZM236 75H237V73H236ZM41 76H42V75H41ZM44 76H45V75H44ZM53 76H54V75H53ZM74 76H75V75H74ZM74 76L72 77L73 79L76 78V77H74ZM100 76H101V75H100ZM103 76H104V75H103ZM103 76H102V77H103ZM115 76H116V75H115ZM141 76H142V75H141ZM141 76H140V77H141ZM151 76H153V75H149V77H151ZM162 76L160 75V76L157 77V78L160 79V77H162ZM165 76H166V75H165ZM165 76H164V78H165ZM195 76H196V75H195ZM195 76H194V77H195ZM199 76H201V75H199ZM214 76H215V74H214ZM246 76H247V75H246ZM62 77H63V76H62ZM65 77H66V76H65ZM65 77H64V80H65ZM98 77H99V76H98ZM102 77H101V78H102ZM105 77H106V75H105ZM105 77H104V78H105ZM111 77H112V76H111ZM113 77H114V76H113ZM121 77H122V76H121ZM128 77H130V76H128ZM146 77H147V76H146ZM146 77H145V78H146ZM172 77L175 78L176 76H175V77L172 76ZM182 77H183V76H182ZM203 77H204V76H203ZM203 77H202V78H203ZM220 77H221V76H220ZM225 77H226V76H225ZM227 77H228V76H227ZM241 77H242V76H241ZM46 78H47V77H46ZM46 78H45V79H46ZM69 78H70V77H69ZM72 78H71V81H72ZM83 78H84V77H83ZM123 78H127V75H126V77L123 76ZM143 78H144V77H143ZM164 78L162 77V80H163ZM168 78H169V77H168ZM168 78H167V79H168ZM173 78H170V80L173 79ZM205 78H206V76H205ZM218 78H219V77H218ZM5 79H6V78H5ZM90 79H91V77H90ZM110 79H111V78H110ZM117 79H118V76H117ZM128 79H130V78H128ZM128 79H125L124 81L126 82ZM146 79H147V78H146ZM155 79H156V78H155ZM194 79H195V78H194ZM197 79H198V78H197ZM212 79H213V78H212ZM226 79H227V78H226ZM3 80H4V79H3ZM8 80H9V79H8ZM12 80H13V78H12ZM57 80H62V79L60 78V79H57ZM82 80H83V79H82ZM105 80H107V82H108V79H105ZM113 80H114V78H113ZM131 80H133L132 77H131ZM141 80H142V79H141ZM143 80H145V79H143ZM143 80H142V81H143ZM150 80H151V79H150ZM164 80H166V79H164ZM164 80H163V81H164ZM189 80H190V79H189ZM209 80H210V79H209ZM209 80H208V81H209ZM224 80H225V79H224ZM228 80H229V79H228ZM50 81H51V80H50ZM65 81H67V80H65ZM69 81H70V80H69ZM73 81H75V80H73ZM85 81H86V80H85ZM102 81H103V80H102ZM111 81H112V80H111ZM111 81H110V82H111ZM118 81H120V80L118 79ZM142 81H141V82H142ZM146 81H147V80H146ZM153 81H154V80H153ZM153 81H152V83H153ZM157 81H158V80H157ZM160 81H161V80H160ZM160 81H159V82H160ZM167 81H168V80H167ZM172 81H173V80H171V83L173 84ZM176 81H177V80H176ZM190 81H191V80H190ZM194 81H195V80H194ZM194 81L191 83L192 85H193ZM199 81H200V80H199ZM204 81H206V79H205ZM208 81H207V82H208ZM211 81H212V80H211ZM213 81H214V80H213ZM217 81H218V79H217ZM220 81H222V80H220ZM232 81H233V80H232ZM63 82H64V81H63ZM63 82L59 81L60 85H61ZM76 82H77V81H76ZM87 82H88V81H87ZM87 82H86V83H87ZM99 82H100V81H99ZM103 82H105V81H103ZM121 82H122V80H121ZM132 82H135V81H132ZM137 82H140L139 78H138ZM143 82H145V81H143ZM150 82H151V81H150ZM150 82H148V83H150ZM159 82H158V83H159ZM165 82H166V81H165ZM196 82H198V80H197ZM209 82H210V81H209ZM209 82H208V84H210ZM224 82H225V81H224ZM44 83H45V82H44ZM64 83H65V82H64ZM64 83H63V84H64ZM89 83H90V80H89ZM91 83H92V85H93V81H92ZM91 83H90V84H91ZM113 83H114V81H113L112 84H111L112 86H113ZM130 83H131V81H130ZM148 83H145V85L148 84ZM152 83H150L151 86H152ZM160 83H161V85H162V87H163L164 84H162V82H160ZM169 83H170V82H169ZM169 83H168V84H169ZM171 83H170V84H171ZM180 83H181V82H180ZM201 83H202V82H201ZM214 83H215V82H214ZM16 84H17V83H16ZM20 84H21V83H20ZM63 84H62V86H63ZM78 84H79V82H78ZM102 84H103V83H102ZM117 84H118V83H117ZM124 84H126V83H124ZM124 84L119 83V85H124ZM186 84H187V83H186ZM186 84H185V85H186ZM218 84H219V82H218ZM222 84H223V83H222ZM50 85H51V84H50ZM60 85H59V86H60ZM69 85H70V84H69ZM80 85H81V84H80ZM87 85H88V84H87ZM103 85H104V84H103ZM106 85H107V84H106ZM126 85H127V84H126ZM133 85H134V84H133ZM135 85H136V84H135ZM138 85H139V83H138ZM148 85H149V84H148ZM166 85H167V83H166ZM187 85H188V84H187ZM187 85H186V86H187ZM199 85H200V84H199ZM212 85H213V84H212ZM225 85H226V84H225ZM41 86H42V85H41ZM64 86H65V84H64ZM73 86H74V85H73ZM94 86H96V85H94ZM128 86H129V85H128ZM136 86H137V85H136ZM136 86H135V87L133 86V88L136 89ZM156 86H157V85H156ZM177 86H178V85H177ZM177 86H175V87L177 88ZM179 86H180V85H179ZM189 86H190V84H189ZM56 87H58V86H56ZM60 87H61V86H60ZM98 87H100V86H98ZM101 87H103V86H101ZM118 87H119V86H118ZM118 87H117V88H118ZM130 87L132 88V85H131ZM139 87H140V86H139ZM142 87H143V86H142ZM149 87H150V85L148 86L147 89H149ZM166 87H167V86H166ZM172 87H173V86H172ZM175 87H173V88H175ZM194 87H195V86H194ZM210 87H211V86H210ZM215 87H216V86H215ZM226 87H227V86H226ZM4 88H5V87H4ZM8 88H9V87H8ZM19 88H20V87H19ZM61 88H62V87H61ZM66 88H67V87H66ZM75 88H77V87L75 86ZM90 88H91V87H90ZM96 88H97V87H96ZM104 88H105V87H104ZM109 88H111V87H109ZM113 88H114V86H113ZM117 88H116V89H117ZM125 88H126V87H125ZM128 88H129V87H128ZM128 88H126V90H127ZM140 88H141V87H140ZM164 88H165V87H164ZM169 88H170V86H168V89H169ZM184 88H185V86H184ZM190 88H191V87H190ZM192 88H193V87H192ZM200 88H202V86H201ZM218 88H219V87H218ZM218 88H216V90H217ZM228 88H229V87H228ZM233 88H234V87H233ZM239 88H240V87H239ZM38 89H39V88H38ZM46 89H47V88H46ZM92 89L94 90V87H93ZM98 89H99V88H98ZM98 89H95V90L97 91ZM101 89H102V88H101ZM107 89H108V87H107ZM107 89H106V90H107ZM111 89H112V88H111ZM119 89H121V87H120ZM122 89H123V88H122ZM122 89L119 91V93L122 91ZM145 89H146V87H145ZM151 89H153V87H152ZM151 89H150V90H151ZM155 89H156V87H155ZM159 89H160V88H159ZM205 89H207V88H205ZM16 90H17V89H16ZM49 90H50V89H49ZM49 90H48V91H49ZM69 90H70V89H69ZM71 90H72V89H71ZM71 90H70V92H71ZM78 90H79V89H78ZM117 90H118V89H117ZM124 90H125V89H123V92H122L123 94H124V92H126V91H124ZM132 90H133V89H132ZM136 90H137V89H136ZM138 90H140V89H138ZM166 90H167V88H166ZM169 90H170V89H169ZM169 90H168V91H169ZM172 90H173V89H172ZM172 90H171V92H172ZM175 90H176V89H175ZM185 90H186V89H185ZM195 90H196V89H195ZM197 90H198V89H197ZM200 90H201V89H200ZM214 90H215V89H214ZM29 91H31V90L29 89ZM73 91H75V90H73ZM89 91H90V90H89ZM89 91H88V92H89ZM91 91H92V90H91ZM91 91H90V92H91ZM109 91H112V90H108V91H105V90H104L103 92H109ZM129 91H130V90H129ZM153 91H154V90H153ZM156 91H157V90H156ZM158 91H159V90H158ZM161 91H162V90H161ZM163 91H164V90H163ZM168 91H166V93H167ZM179 91H180V89H179ZM182 91H183V90H182ZM182 91H181V92H182ZM220 91H222V90H220ZM234 91H235V90H234ZM242 91H243V90H242ZM5 92H6V91H5ZM15 92H16V91H15ZM18 92H19V91H18ZM32 92H33V91H31L30 93H32ZM35 92H36V91H35ZM37 92H38V91H37ZM65 92H66V90H65ZM84 92H86V91H84ZM88 92H87V93H88ZM103 92H102V93H103ZM112 92H114V91H112ZM135 92H136V91H135ZM148 92H150V91H148ZM154 92H155V91H154ZM171 92H170V96L172 95ZM187 92H188V88H187ZM223 92H224V89H223ZM229 92H230V91H229ZM237 92H238V91H237ZM33 93H34V92H33ZM40 93H42V92H40ZM76 93H77V92H76ZM100 93H101V92H100ZM116 93H117V92H115L114 94H116ZM143 93H145V92H143ZM156 93H157V92H156ZM159 93H160V92H159ZM164 93H165V92H164ZM184 93H185V92H184ZM203 93H205V92L203 91ZM214 93H215V92H214ZM232 93H233V92H232ZM70 94H71V93H70ZM81 94H82V93H81ZM94 94H95V93H94ZM94 94H92V95H94ZM97 94H98V92L96 93V95H97ZM120 94H121V93H120ZM126 94H127V93H126ZM135 94H136V93H135ZM145 94H146V93H145ZM151 94H152V93H151ZM154 94H155V93H154ZM154 94H153V95H154ZM157 94H158V93H157ZM179 94H181V93H179ZM190 94H192V92H191ZM196 94H198V93H196ZM199 94H200V91H199ZM199 94H198V95H199ZM221 94H223V93H221ZM227 94H228V92H227ZM240 94H241V93H240ZM33 95H34V94H33ZM64 95H65V94H64ZM72 95H73V93H72ZM84 95H85V94H84ZM89 95H90V94H89ZM98 95H99V94H98ZM98 95H97V96H98ZM110 95H111V94H110ZM139 95H140V94H138V97H139ZM146 95H148V94H146ZM216 95H218V94H216ZM233 95H234V94H233ZM31 96H32V95H31ZM47 96H49V95H47ZM74 96H77V95L75 94ZM78 96H79V95H78ZM100 96H101V95H100ZM105 96H106V93H105ZM107 96H108V94H107ZM107 96H106L105 98H107ZM112 96H113V94H112ZM112 96H110V97L113 98ZM114 96H115V95H114ZM119 96H120V95H119ZM124 96H125V95H124ZM124 96H123V101H124V98H125ZM129 96H131V94H130ZM141 96H142V95H141ZM141 96H140V97H141ZM149 96H150V95H149ZM155 96H156V95H155ZM155 96L153 97V100L156 102V100H155L154 98H157V97H155ZM158 96H159V94H158ZM162 96H163V95H162ZM170 96H168V99H169ZM235 96H236V95H235ZM83 97H84V96H83ZM85 97H86V96H85ZM116 97H117V96H116ZM140 97H139V98H140ZM145 97H146V96H145ZM174 97H175V96H174ZM174 97H172V98L174 99ZM180 97H181V95H180ZM219 97H220V95H219ZM219 97H218V98H219ZM27 98H28V96H27ZM70 98H72V97H70ZM73 98H74V97H73ZM77 98H78V97H77ZM87 98H88V97H87ZM90 98H91V97H90ZM99 98H100V97H98L97 99H99ZM105 98H103V99H105ZM121 98H122V97H121ZM121 98H120V99H121ZM134 98H135V97H134ZM183 98H184V97H183ZM185 98H187V97H185ZM205 98H206V97H205ZM207 98H208V96H207ZM213 98H214V97H213ZM218 98H217V99H218ZM222 98H223V96H222ZM32 99H33V97H32ZM47 99H48V98H47ZM83 99H84V98H83ZM95 99H96V98H95ZM95 99H94V101H95ZM97 99H96V100H97ZM108 99H109V97H108ZM120 99H119V102L122 101V100H120ZM126 99H128V98H126ZM158 99H161V96H160V98H158ZM158 99H157V100H158ZM162 99H163V97H162ZM162 99H161V101H162ZM176 99H177V98H176ZM209 99H210V98H209ZM27 100H28V99H27ZM34 100H35V99H34ZM44 100H45V98H44ZM51 100H52V99H51ZM60 100H61V98H60ZM66 100H67V99H66ZM100 100H102V96H101V99H99V101H100ZM106 100H107V99H106ZM106 100L103 101V102L105 103ZM112 100H113V99H112ZM115 100H116V99H115ZM115 100H114V101H115ZM144 100H145V98H144ZM146 100H147V99H146ZM193 100H194V99H193ZM222 100H223V99H222ZM29 101L31 102L30 99H29ZM42 101H43V100H42ZM68 101H69V100H68ZM76 101H77V100H76ZM97 101H98V100H97ZM99 101H98V103H99ZM108 101H109V100H108ZM123 101H122V102H123ZM127 101H128V100H127ZM127 101H126V102H127ZM209 101H210V100H209ZM215 101H217V100H215ZM30 102H29V104L33 106V102H32V104H31ZM35 102H36V100H35ZM63 102H64V100H63ZM80 102H81V101H80ZM100 102H102V101H100ZM111 102H112V101L110 100V103H111ZM119 102H118V103H119ZM155 102H153V103H155ZM167 102H168V101H167ZM169 102H170V101H169ZM174 102H176V101H174ZM174 102H173V104H174ZM180 102H181V101H180ZM199 102H200V101H199ZM98 103H97V104H98ZM104 103H103V104H104ZM108 103H109V102H108ZM112 103H113V102H112ZM136 103H137V102H136ZM161 103H162V102H161ZM190 103H191V102H190ZM200 103H201V102H200ZM203 103H204V102H203ZM35 104H36V103H35ZM52 104H53V102H52ZM92 104H93V103H92ZM115 104H117V101H116ZM124 104H125V103H124ZM133 104H134V103H133ZM163 104H164V103H163ZM201 104H202V103H201ZM204 104H205V103H204ZM220 104H221V103H220ZM47 105H48V104H47ZM49 105H50V104H49ZM61 105L63 106V103H62ZM61 105H60V106H61ZM104 105H106V104H104ZM110 105H111V104H110ZM113 105H114V104H113ZM143 105H144V104H143ZM149 105H151V103H150ZM159 105H160V104H159ZM166 105H168V104H166ZM171 105H172V103H171ZM190 105H192V104H190ZM193 105L195 106L194 103H193ZM198 105H199V103H198ZM206 105H207V104H206ZM206 105H205V107H206ZM211 105H212V103H211ZM214 105H215V104H214ZM27 106H28V105H27ZM34 106H36V105H34ZM44 106H45V105H44ZM44 106H43V107H44ZM57 106H58V108H59V105H57ZM64 106H66V104H64ZM71 106H72V105H71ZM71 106H70V107H71ZM87 106H88V105H87ZM115 106H116V105H115ZM120 106H122V107H121V109H122L124 105H121V104H120ZM137 106H138V105H137ZM139 106H140V105H139ZM176 106H177V105H176ZM176 106H175V107H176ZM178 106H179V105H178ZM178 106L176 107L177 109H178ZM181 106H182V105H181ZM208 106H209V105H208ZM37 107H38V106H37ZM41 107H42V105H41ZM74 107H75V106H74ZM74 107H73V108H74ZM83 107L85 108V106H83ZM116 107H117V106H116ZM118 107H119V105H118ZM131 107H132V106H131ZM142 107H143V106H142ZM170 107H171V106H170ZM183 107H184V105H183ZM205 107H202V108H205ZM211 107H213V106H211ZM214 107H215V106H214ZM29 108H30V107H29ZM46 108H47V107H46ZM67 108H68V107H67ZM84 108H83V109H84ZM106 108H107V107H106ZM113 108H114V106H113ZM133 108H134V107H133ZM140 108H141V107H140ZM143 108H144V107H143ZM186 108H187V107H186ZM195 108H196V106H195ZM206 108H207V107H206ZM220 108H221V107H220ZM36 109H37V108H36ZM40 109H41V108H40ZM47 109H48V108H47ZM50 109H51V108H50ZM63 109H64V108H63ZM86 109H87V108H85V111H86ZM97 109H98V108H97ZM107 109H108V108H107ZM137 109H138V108H137ZM150 109H151V108H150ZM150 109H149V110H150ZM153 109H154V108H153ZM165 109H166V108H165ZM177 109H176V110H177ZM196 109H198V108H196ZM212 109H213V108L209 109L208 111H210V110H212ZM216 109H218V107H216L215 110H216ZM45 110H46V109H45ZM70 110H71V109H70ZM93 110H95V108H94ZM104 110H105V109H103V111H104ZM116 110H118V109L116 108ZM127 110H130V109L128 108ZM127 110H126V111H127ZM157 110H158V109H157ZM159 110H160V107H159ZM170 110H171V108H170ZM203 110H204V109H203ZM218 110H219V109H218ZM31 111H32V110H31ZM36 111H37V110H36ZM71 111H72V110H71ZM74 111H76V110H74ZM74 111H73V112H74ZM81 111H82V110H81ZM89 111H90V110H89ZM95 111H98V110H95ZM100 111H101V109H99V112H100ZM120 111H121V110H120ZM126 111H125L124 114H128V113H126ZM134 111H135V110H133V111H131V112H134ZM140 111H141V109H140ZM152 111H153V110H152ZM162 111H163V110H162ZM171 111H172V110H171ZM55 112H57V111H55ZM73 112H72V114H75V113H73ZM112 112H113V111H112ZM122 112H124V111H122ZM122 112H121V115H124V114H122ZM128 112H129V111H128ZM136 112H138V110H136ZM136 112H135V113H136ZM163 112H164V111H163ZM192 112H193V111H192ZM194 112H195V111H194ZM212 112H213V111H212ZM36 113H37V112H36ZM84 113H85V112H84ZM86 113H88V112L86 111ZM138 113H139V112H138ZM140 113H141V112H140ZM140 113H139V115H140ZM145 113H146V112H145ZM145 113H144V114H145ZM153 113H154V112H153ZM159 113H160V112H159ZM179 113H180V111H179ZM204 113H205V112H204ZM61 114H62V113H61ZM89 114H90V113H89ZM98 114H99V113H98ZM111 114H112V113H111ZM116 114H117V113H116ZM133 114H134V113H133ZM157 114H158V113H157ZM197 114H198V113H197ZM212 114H213V113H212ZM26 115H27V114H26ZM29 115H30V114H29ZM56 115H57V114H56ZM96 115H97V114H95V116H96ZM112 115H113V114H112ZM150 115H151V114H149V116H150ZM155 115H156V113H155ZM170 115H171V114H170ZM191 115H192V113H191ZM30 116H31V115H30ZM135 116H136V115H135ZM149 116H148V118H149ZM152 116H153V115H152ZM152 116H151V118H152ZM161 116H162V115H161ZM163 116H164V113H163ZM187 116H188V115H187ZM23 117H24V115H23ZM28 117H29V116H28ZM33 117H35V116H33ZM55 117H56V116H55ZM69 117H70V116H69ZM98 117H99V115H98ZM98 117H97V118H98ZM101 117L103 118L104 115H102ZM106 117H107V116H106ZM116 117H117V116H115V118H116ZM127 117H128V116H126V118H127ZM144 117H145V116H144ZM190 117H191V116H190ZM190 117H189V120H190ZM196 117H197V115H196ZM61 118H63V117H61ZM154 118H155V117H154ZM156 118H157V117H156ZM162 118H163V117H162ZM169 118H170V117H169ZM64 119H65V118H64ZM64 119H63V120H64ZM75 119H76V118H75ZM81 119H82V118H81ZM103 119H104V118H103ZM103 119H102V120H103ZM105 119H106V118H105ZM130 119H131V118H130ZM135 119H136V117H135ZM167 119H168V118H167ZM198 119H199V118H198ZM32 120H33V119H32ZM63 120H62V121H63ZM100 120H101V119H100ZM147 120H149V119H147ZM153 120H154V119H153ZM153 120H151V121H153ZM165 120H166V119H165ZM165 120H164V121H165ZM171 120H173V119H171ZM181 120H182V119H181ZM192 120H193V119H192ZM205 120H206V119H205ZM21 121L23 122V119H22ZM34 121H36V120H34ZM34 121H33V122H34ZM137 121H138V120H137ZM143 121H144V120H143ZM145 121H146V120H145ZM161 121H163V119H162ZM175 121H176V120H175ZM202 121H203V119H202ZM9 122H10V121H9ZM22 122H20V124H21ZM36 122H37V121H36ZM36 122H35V123H36ZM158 122H160V120H159ZM177 122H178V121H177ZM195 122H196V121H195ZM98 123H99V122H98ZM103 123H104V122H103ZM116 123H117V122H116ZM119 123H120V122H119ZM130 123H131V122H130ZM138 123H139V122H138ZM140 123H141V122H140ZM148 123H149V122H148ZM153 123H154V121H153ZM174 123H175V122H174ZM174 123H173V124H174ZM108 124H109V123H108ZM108 124H107V125H108ZM124 124H125V123H124ZM150 124H151V123H150ZM169 124H170V123H169ZM175 124H177V123H175ZM185 124H186V123H185ZM190 124H191V123H190ZM86 125H87V124H86ZM105 125H106V124H105ZM148 125H149V124H148ZM166 125H167V124H166ZM170 125H172V124H170ZM182 125H183V124H182ZM188 125H189V123H188ZM8 126H9V125H8ZM102 126H103V125H102ZM136 126H137V125H136ZM136 126L134 125V128H135ZM150 126H151V125H150ZM152 126H153V124H152ZM157 126L159 127V125H157ZM186 126H187V125H186ZM38 127H39V126H38ZM79 127H80V126H79ZM95 127H96V126H95ZM127 127H128V126H127ZM154 127H156V126H154ZM176 127H177V126H176ZM189 127H190V126H189ZM146 128H147V125H146ZM29 129H30V128H29ZM125 129H126V126H125ZM135 129H136V128H135ZM143 129H144V128H143ZM153 129H154V128H153ZM159 129H160V128H159ZM187 129H188V128H186L185 131H186ZM189 129H190V128H189ZM189 129H188V131H189ZM203 129H204V128H203ZM203 129H202V130H203ZM33 130H34V129H33ZM41 130H42V128H41ZM105 130H107V129H105ZM191 130H192V128H191ZM112 131H113V130H112ZM133 131H134V130H133ZM138 131H140V130H138ZM145 131H146V129H145ZM149 131H150V127H149ZM149 131H148V132H149ZM157 131H158V130H157ZM160 131H161V130H160ZM94 132H95V131H94ZM98 132H99V131H98ZM135 132H136V131H135ZM158 132H159V131H158ZM56 133H57V132H56ZM74 133H75V132H74ZM113 133H114V131H113ZM128 133H129V132H128ZM132 133H133V132H132ZM136 133H137V132H136ZM15 134H16V133H15ZM15 134H14V135H15ZM143 134H145V133H143ZM150 134H151V133H150ZM1 135H2V134H1ZM109 135H110V134H109ZM137 135H138V134H137ZM152 135H153V132H152ZM152 135H151V136H152ZM154 135H155V134H154ZM49 136H50V135H49ZM67 136H68V135H67ZM69 136H70V135H69ZM114 136H115V135H114ZM116 136H117V135H116ZM131 136H132V135H131ZM63 137H64V136H63ZM106 137H108V136H106ZM111 137H112V136H110L109 138H111ZM127 137H128V136H127ZM146 137H147V134H146V136H145V140H146ZM148 137H149V134H148ZM192 137H193V136H192ZM54 138H55V137H54ZM59 138H60V137H59ZM69 138H70V137H69ZM119 138H120V137H119ZM129 138H130V137H129ZM140 138H141V137H140ZM140 138H139V139H140ZM188 138H189V136H188ZM66 139H67V138H66ZM130 139H132V138H130ZM192 139H193V138H192ZM67 140H68V139H67ZM67 140H66V141H67ZM127 140H129V139H127ZM145 140H144V141H145ZM147 140H148V138H147ZM154 140H155V139H154ZM160 140H161V139H160ZM0 141H1V140H0ZM32 141H33V140H32ZM60 141H61V140H60ZM156 141H158V139H157ZM26 142H27V141H26ZM41 142H42V141H41ZM61 142H63V141H61ZM149 142H150V141H149ZM153 142H154V141H153ZM63 143H64V142H63ZM143 143H144V142H143ZM155 143H156V142H155ZM155 143H154V144H155ZM23 144H24V143H23ZM128 144H129V143H128ZM146 144H147V143H145V145H146ZM15 145H16V144H15ZM141 145H142V143H141ZM148 145H149V144H148ZM159 145H161V143H160ZM11 146H13V145L11 144ZM11 146H10V147H11ZM33 146H34V145H33ZM134 146H135V145H134ZM67 147H68V146H67ZM130 147H131V146H130ZM6 148H7V147H6ZM18 148H19V147H18ZM21 148H22V147H21ZM25 148H26V147H25ZM40 148H41V147H40ZM37 149H38V148H37ZM37 149H36V150H37ZM20 150H21V149H20ZM34 150H35V149H34ZM39 150H40V149H39ZM39 150H38V151H39ZM57 150H58V149H57ZM74 150H76V149H74ZM85 150H86V149H85ZM87 150H88V149H87ZM128 150H129V149H128ZM154 150H155V149H154ZM26 151H27V150H26ZM43 151H44V150H43ZM63 151H66V149L63 150ZM68 151H69V150H68ZM83 151H84V150H83ZM14 152H15V151H14ZM30 152H31V151H30ZM21 153H22V151H21ZM79 153H81V152H79ZM218 153H219V151H218ZM216 154H217V153H216ZM221 154H222V152H221ZM233 154H234V153H233ZM24 155H25V154H24ZM32 155H33V154H32ZM34 155H35V154H34ZM44 155H45V154H44ZM79 155H80V154H79ZM67 156H68V155H67ZM74 156H75V155H74ZM217 156H218V155H217ZM223 156H224V155H223ZM225 156H226V155H225ZM20 157H21V156H20ZM174 157H175V156H174ZM226 157H227V156H226ZM226 157H225L224 159L227 160ZM236 157H237V155H236ZM17 158H18V157H17ZM37 158H40V157H37ZM219 158H221V156H219ZM222 158H223V157H222ZM40 159H41V158H40ZM40 159H39V160H40ZM60 159H61V158H60ZM178 160H179V159H178ZM219 160H221V159H219ZM19 161H20V160H19ZM227 161H228V160H227ZM27 162H28V161H27ZM54 162H55V161H54ZM75 162H76V161H75ZM129 162H130V161H129ZM218 162H220V161H218ZM9 163H10V162H9ZM39 163H40V161H39ZM191 163H192V162H191ZM229 163H230V162H229ZM17 166H18V165H17ZM48 166H49V165H48ZM39 168H40V167H39ZM77 168H78V167H77ZM31 169H32V168H31ZM74 169H75V168H74ZM106 169H107V168H106ZM61 170H62V167H61ZM78 170H79V169H78ZM39 171H40V170H39ZM79 171H80V170H79ZM20 173H21V172H20ZM29 173H30V172H29ZM57 174H58V173H57ZM57 174H56V175H57ZM25 175L27 176V174H25ZM44 175H46V174H44ZM21 176H22V175H21ZM19 177H20V176H19ZM15 178H16V177H15ZM26 178H27V177H26ZM62 178H64V177H62ZM59 179H60V178H59ZM36 181H37V180H36ZM21 182H22V181H21ZM85 182H86V181H85ZM27 183H28V182H27ZM27 183H26V184H27ZM48 183H49V182H48ZM38 185H39V184H38ZM21 186H22V184H21ZM36 187H37V185H36ZM46 188H47V187H46ZM29 189H30V188H29ZM26 190H28V189H26ZM24 191H25V190H24ZM39 192H41V190H40ZM64 193H65V192H64ZM251 194H252V193H251ZM255 195H256V194H255ZM64 196H65V195H64ZM38 198H39V197H38ZM59 199H60V198H59ZM72 199H73V198H72ZM84 199H85V198H84ZM46 201H47V200H46ZM58 201H59V200H58ZM76 202H77V201H76ZM34 203H35V202H34ZM44 203H45V202H44ZM30 204H31V203H30ZM40 204H41V203H40ZM76 204H77V203H76ZM51 205H52V204H51ZM73 205H74V204H73ZM67 206H68V205H67ZM67 206H66V207H67ZM70 206H71V205H70ZM66 207H65V209H66ZM77 207H78V206H77ZM16 209H17V208H16ZM34 209H35V208H34ZM37 209H38V208H37ZM57 209H58V208H57ZM79 209H80V208H79ZM70 211H71V209H70ZM235 211H236V209H235ZM74 212H75V211H74ZM36 213H37V211H36L34 214H36ZM244 214H245V213H244ZM51 215H52V214H51ZM65 215H66V214H65ZM69 215H71V214H69ZM251 215H252V213H251ZM43 216H44V215H43ZM22 217H23V216H22ZM42 218H43V217H42ZM70 218H71V217H70ZM90 218H91V217H90ZM247 218H248V217H247ZM7 219H8V218H7ZM36 219H37V218H36ZM55 219H56V218H55ZM77 219H78V218H77ZM22 220H23V219H22ZM40 220H41V219H40ZM91 221H92V220H91ZM62 222H64V221H62ZM62 222H61V223H62ZM76 222H78V221H76ZM244 222H245V221H244ZM22 224H23V223H22ZM64 224H65V223H64ZM86 224H87V223H86ZM27 225H28V224H27ZM39 226H40V225H39ZM30 228H31V227H30ZM83 228H84V225H83ZM223 228H224V227H223ZM32 229H33V227L31 228V230H32ZM34 229H35V228H34ZM42 232H43V231H42ZM83 232H84V231H83ZM52 233H53V232H52ZM91 233H92V232H91ZM69 234H70V233H69ZM86 237H87V236H86ZM55 238H56V237H55ZM41 239H42V238H41ZM50 240H51V239H50ZM72 240H73V239H72ZM74 240H75V239H74ZM1 241H2V240H0V242H1ZM3 241H4V240H3ZM25 241H26V240H25ZM68 242H70V241H68ZM87 242H88V241H87ZM1 243H3V242H1ZM58 243H59V242H58ZM58 243H57V245H60V244H58ZM71 243H72V242H71ZM91 243H92V241H91ZM98 244H99V243H98ZM261 244H262V243H261ZM26 245H27V244H26ZM33 245H35V244H33ZM65 245H66V244H65ZM86 245H87V244H86ZM55 246H56V245H55ZM91 246H92V245H91ZM91 246H90V247H91ZM53 247H54V246H52V248H53ZM68 247H69V246H68ZM40 248H41V247H40ZM98 248H99V247H98ZM59 249H60V248H59ZM64 249H65V248H64ZM96 249H97V248H96ZM101 249H102V248H101ZM42 250H43V249H42ZM6 251H7V250H6ZM49 251H50V250H49ZM89 251H90V250H89ZM98 251H99V250H98ZM4 252H5V251H4ZM28 252H29V248H28ZM159 252H160V251H159ZM0 253H1V252H0ZM19 253H20V252H19ZM32 253H33V252H32ZM85 253H86V252H85ZM94 253H95V252H94ZM97 253H98V252H97ZM111 253H112V252H111ZM120 253H122V252H120ZM3 254H4V253H3ZM8 254H10V251H8L7 255H8ZM11 254H12V253H11ZM22 254H24V253H22ZM22 254H21V255H22ZM33 254H34V253H33ZM71 255H72V254H71ZM10 256H11V255H10ZM78 256H79V255H78ZM20 257H21V256H20ZM69 257H70V256H69ZM100 257H101V256H100ZM100 257H99V258H100ZM232 257H233V256H232ZM83 258H84V257H83ZM96 258H97V257H96ZM99 258H98V259H99ZM86 259H87V258H86ZM102 259H103V258H102ZM107 259H108V258H107ZM255 259H256V258H255ZM28 261H29V259H28ZM95 261H96V260H95ZM98 261H99V260H98ZM123 261H124V260H123ZM99 262H100V261H99ZM103 263H104V261H103ZM26 264H27V263H26ZM47 264H48V263H47Z\"/></svg>","mask_w":264,"mask_h":264}]
</instances>
